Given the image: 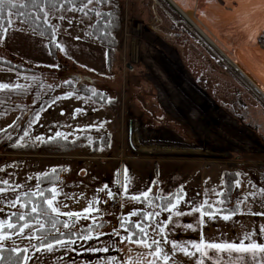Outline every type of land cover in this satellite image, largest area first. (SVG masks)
Returning <instances> with one entry per match:
<instances>
[{
  "label": "rangeland",
  "instance_id": "1",
  "mask_svg": "<svg viewBox=\"0 0 264 264\" xmlns=\"http://www.w3.org/2000/svg\"><path fill=\"white\" fill-rule=\"evenodd\" d=\"M196 1L187 0L182 6L176 0H118L124 19L110 67L104 44L90 32L91 11L85 15L73 8L44 9L47 21L57 29L56 43L64 48L57 49L54 56L46 36L11 17L13 24L0 39V56L25 68L18 71L0 66V83L10 85L0 89V181L8 180L9 187H23L15 194H0V220L21 211L9 201L21 191L36 189L38 176L56 166H62V182L53 185L61 192V210L81 212V206L97 201V188L105 191L123 172L127 189L130 184L138 186L129 183L137 170L158 175L162 170L161 187H167L164 194L177 190L179 182L190 190L189 180L200 188L208 187L215 190L208 198L214 203L219 200L215 193L223 188V171L228 169L239 173L236 180L240 185L235 182L233 191L235 201H243L239 218L264 220V215H254L264 213V98L232 67L231 50L226 45L228 31L255 0H203L209 27L195 17ZM107 6L89 8L96 13ZM255 33L257 45L264 49V17L256 23ZM66 82L101 90L114 104L98 103ZM16 85L25 90L12 92ZM44 103L43 111L34 112ZM36 114L39 120L31 123ZM25 130L30 138L20 140ZM57 132L71 139L85 133L88 138L64 155L9 148L18 141L38 143L36 137ZM14 134L19 137L12 141ZM101 137L106 138V144H99L94 151L92 140ZM144 155L152 160L139 157ZM194 159L197 161H188ZM196 169L199 174L186 179ZM201 171L214 177L211 185L203 183ZM157 183H149L150 194L161 193V188L153 189ZM192 191L196 201L206 194ZM131 195L123 200L125 213L132 211V205L148 204L130 202ZM187 195L185 200L192 202ZM95 208H99L98 202ZM105 210L99 217L109 224L118 225L126 217L111 221L113 217L102 213ZM118 214L117 210L112 215ZM127 217L138 219L130 214ZM262 227L264 224L253 229ZM28 235L26 229L13 239L16 244L29 243ZM176 259L183 263L178 256Z\"/></svg>",
  "mask_w": 264,
  "mask_h": 264
},
{
  "label": "snow or ice",
  "instance_id": "2",
  "mask_svg": "<svg viewBox=\"0 0 264 264\" xmlns=\"http://www.w3.org/2000/svg\"><path fill=\"white\" fill-rule=\"evenodd\" d=\"M33 3H36V0H32ZM69 3L72 0H68ZM82 6L79 9L73 8V11L83 12L85 15H88L89 11H93L94 8H89V5H98V4H107L110 3V0H87L86 3L81 0ZM26 7V4L20 3L19 0H0V38H2L8 31L9 28L5 27V23L8 26L13 24L11 17L16 15L18 17H24V13L20 11L21 8ZM16 11L13 12L12 10ZM87 10V11H86ZM43 11V8L40 9ZM45 22H47V12H45ZM96 15L100 16L101 13L96 10ZM59 19H64V17H59ZM24 22V21H22ZM56 27L53 26L52 34L55 37ZM55 47L60 51H64V48L56 43ZM70 83V82H66ZM9 84L0 83V89H9ZM17 90H25L23 85H16ZM72 93H68V96H71ZM93 96L98 95V93L93 90ZM59 99V97L57 98ZM90 99V98H89ZM55 103V101H53ZM43 111V109H41ZM80 112V109L76 110ZM39 120V114L34 116V119L31 123H35ZM12 127V125H9ZM102 127V125H101ZM25 137L30 138V133L25 130L23 137L20 140H23ZM56 137H61L67 140V136L61 132L56 133ZM37 141H42V137H36ZM17 147L23 146L19 141L15 145ZM53 172L56 169L52 170ZM239 175V173L235 174ZM47 174H45V178ZM0 184L4 185L0 187V194H4L8 191L16 193L17 188H22L21 185H14L9 187V181L3 180L0 181ZM240 185V181L236 180V186ZM46 191L48 195H46ZM215 190H210L214 192ZM264 192V189H261ZM127 192V188H125ZM151 190L144 191L141 195H134L131 197L135 201H145L148 203L150 209L149 211L131 212V216H141L142 219L139 222L133 224L132 229H127V235L121 237L123 243L130 244L126 252L129 253L127 260H124L123 257H120L119 260L117 257L113 256L107 260V264H179L176 259L178 253L183 254V256L193 259L195 264H207V262H212L214 264H223V259L225 256H233L237 254L235 260H229L228 264H240L244 261L245 264H264V242H257L252 238L251 233H245L242 239L232 242H217L215 240H206L201 236L199 242H188V243H178L176 241H170L168 239L167 230L169 224H175L173 217H182V216H197L198 219L196 224L187 223L183 225L185 229L196 232L202 229V226L206 224L207 220L218 219V211H213L214 204L208 199H204L203 203L200 205H193L190 210L184 211L180 208L182 203H190L185 200V194L183 187L177 190L176 193L170 194L169 196L161 197L160 194L153 193L150 196ZM210 193H206L208 195ZM217 196H223V192L215 193ZM107 195L112 197L114 194L108 192ZM254 195V194H252ZM61 196V192L55 186L48 188L47 190L41 189L40 184L37 183L36 189L30 192L21 191L19 194L15 195V198L9 201L11 207L17 209H28V211H17L11 213V216L7 220H0V247H3V241L11 240L15 243L13 239L14 236H22L27 229L29 235L26 237L28 240H38L41 242L40 247L35 245H30V247L35 248L36 252H53L56 247L68 248L70 245L77 243V240L82 241H91L94 237L91 234H80L76 239L71 238L69 235L68 239L54 238V243L49 239V230L46 228V223L51 225V230H54L56 233H60L61 236L64 233L61 232V229L57 227L59 223V217L61 215L67 216L73 219V224H69L67 221L63 222V228L71 229L74 227L75 220L84 218H89V214L92 212H99V209L95 208V201L89 202V205L83 209V212H62L61 203L58 201V197ZM33 198H37L36 202H33ZM67 198V194H65ZM163 199L165 203L160 205L156 203L157 201ZM248 197H245L244 200H247ZM243 201L237 202V207ZM215 204L223 205L225 201L219 199L214 202ZM2 210V209H0ZM161 211L167 212L168 216L165 221H160L158 218L161 214ZM236 215V210H231L230 214L223 215L222 218L225 221L231 220L233 216ZM254 215H264V213H254ZM11 217H15L18 222L22 223H12ZM129 222V218L124 217L123 222L121 223V228H125L126 224ZM18 228V231L16 229ZM13 230L11 233L7 230ZM260 234L264 235V227L260 228ZM39 232V235L36 233ZM119 235V232L116 233ZM157 236L159 238H157ZM247 241V242H246ZM86 251L93 252H104L109 251L108 247L103 248H92L89 247L85 249ZM17 253L18 257L22 256V259L26 262L30 257L27 255L29 247L26 246L23 249H13ZM136 253L133 257L130 253Z\"/></svg>",
  "mask_w": 264,
  "mask_h": 264
},
{
  "label": "crops",
  "instance_id": "3",
  "mask_svg": "<svg viewBox=\"0 0 264 264\" xmlns=\"http://www.w3.org/2000/svg\"><path fill=\"white\" fill-rule=\"evenodd\" d=\"M64 98H66V97L64 96ZM53 136H56V135L55 134L50 135L48 137L43 138V140L52 138ZM23 143H27V142H23ZM142 152H144L145 154H149V152H147V151L142 150ZM61 155H64V154H61ZM76 156H81V155L76 154ZM139 157L146 160V161L152 160V157H149V155H144L142 157L141 156H139ZM188 161L193 163V162H196L197 159L188 160ZM162 172L163 171L161 170L159 175H158L155 171H151V170H143V171L137 170V172H135L133 174L134 175L133 181H130L129 183L135 182V184L138 183V186L136 185L135 187H133V185L130 184V186H132L133 188L132 187L128 188L127 192H125L126 184L124 183V181H125L124 172H123L122 178L118 177L117 182L111 181L105 187L108 188L112 183H118L121 187V190H122L123 200L125 199V201H127L128 199L126 197H127V194H129L130 192L133 193V195H131V196L141 195L144 191H146V186H149V183H151V181H158L157 185H155L153 189L155 190L157 188V191H158L161 188V193L160 192L159 193L156 192V193L160 194L161 197L167 196L171 192H173V190L169 191L167 194H164V189H167V187H165V186L161 187V184L164 183L163 175L161 176ZM191 174H197L198 175L199 174L198 169H196V171L190 172V174H187L186 179L190 178ZM201 174L202 175L205 174V176L203 177V183L207 186L211 185L210 183L214 179V177H212L211 173L209 171H201ZM61 182H62V179L60 178V180H59V182H57V184L61 183ZM188 182H189V185L191 184L193 187L190 190L189 189L186 190V187L183 185H180V182H179L178 186L176 187L177 190L180 189L181 187H183L184 194L185 195L188 194L187 196H189L190 200L192 201L190 203H182L184 205L189 206L187 208L180 206V208L184 211L190 210V208L193 205L198 206V205L202 204L204 199H208L212 195V193H210V189L208 187L207 188H200L196 184L190 183V180ZM214 185H215V182H214ZM223 188H222V190H223ZM150 189L151 188L149 186L148 190H150ZM194 189L198 190L202 194L210 193L211 195L208 194L207 195L208 197H205V195H204L202 200L197 199V201H196V200H194L195 196L192 195L193 194L192 190H194ZM128 190L130 191L129 193H128ZM96 191H97V194L99 195L100 188H97ZM174 191H176V190H174ZM151 195L152 194H150V196ZM96 199H98V198H96ZM219 199H220V196H219ZM129 200H130V202L135 201L132 199H129ZM141 201L143 203H146L143 200H141ZM136 204H138V203H136ZM213 204H214L213 211H216L220 207V205H216L215 203H213ZM88 205H89V203L81 206V208H80L81 212H83V209L85 207H87ZM123 209H124L123 206L118 209L120 219L124 215L128 216L131 212H134V211L139 213L142 210H145V211L155 210V209H150L148 204H146V206H142V207L141 206L138 207V205L137 206L132 205V209H131L132 211L131 212L127 211L125 213V211ZM61 211L62 212H68V211L74 212L73 210H61ZM240 212H241V208H239V210L236 212V215H234L233 218L231 220H228V221H225L222 218V216L226 215V214H230V213L218 212V216L220 218L207 220L206 224L204 226H202V229L198 230L196 232L185 229V227L183 225H185L187 223H192L193 225H195L196 221L198 219L197 216H185L186 218H184V216L173 217L175 224H169L168 225V230H167L168 239L170 241H176L178 243H188V242H193V241L199 242L201 236H203L206 240H215L217 242H232V241L238 242L240 239L243 238L245 233H251L252 238L255 239L257 242H264V235L260 234V231H259L260 229H257V228L253 229L254 226L263 225L264 220L260 221V219H256L253 217H244V218L240 219L239 216L242 217ZM162 213H163V215L159 216L158 219L160 221H165L167 216H168V213L163 212V211H162ZM99 216H101V214L99 212H92L89 214V218H87V219L81 218V219L75 220V224H77V225L74 224V226L77 227L78 225L81 226L82 224H89L92 222H97L100 219H102ZM60 217H63L65 219V221H67L69 218V217L63 216V215H61ZM73 219L74 218H70L71 221L70 222L67 221V222L69 224H73ZM80 226H79V228H80ZM79 228H77V229L75 228V229L78 230ZM117 232H119V235L116 234ZM87 234H91L94 237V239L91 241L77 240V243L70 245L68 248L56 247L53 252H36L35 248L30 247V245H35L36 247H40L41 245L35 244L34 239L28 240L29 243L26 240L23 241V243H21L19 241L18 244L13 243L11 240H7V241L3 242V246L5 245V242H7L6 243L7 245H10L16 249H20V248H24V247L28 246L29 251H28L27 255L30 258L26 262L23 260L22 264H107V260L113 256L117 257L118 260L120 257H123L124 260H127V256L129 255V253H127L126 250L129 247H131V245L127 244V243H123L121 240V237L127 235V229L121 228V223H118V225H112V224L106 223L102 228H98L94 231H90ZM157 238H159V237L157 236ZM62 239H68V238H62ZM73 239H76V237H74ZM52 242L54 243V241H52ZM16 245H20V246L17 248ZM89 247H92V248L108 247L109 251L107 253L86 251L85 249H87ZM130 254L133 257H135V255H136V253H134V252L130 253ZM236 255L237 254H233V256H231V257L225 256L223 259V264H228L229 260H235ZM177 256L183 262L181 264H195L193 259L185 257V256H183V254L178 253ZM207 264H214V260L212 262H207ZM240 264H245V262L242 261V262H240Z\"/></svg>",
  "mask_w": 264,
  "mask_h": 264
},
{
  "label": "trees",
  "instance_id": "4",
  "mask_svg": "<svg viewBox=\"0 0 264 264\" xmlns=\"http://www.w3.org/2000/svg\"><path fill=\"white\" fill-rule=\"evenodd\" d=\"M19 2L26 4V7L20 9V11L23 12L25 15L24 17H18L16 15L14 16L19 20H23L27 25L31 26L38 33L46 36L48 38L49 49L51 50L54 56L57 50V48L55 47L56 41L52 34L51 24L48 21L45 22L44 9H57V8L79 9L82 6L81 0H72L71 3H69L68 0H36V3H33L32 0H20ZM83 2L86 3L87 0H83ZM100 5L103 6L108 5V6L99 11L101 13L100 16H97L94 10L90 12L91 16L93 17L92 25L90 27V32L93 35V37H95L97 40L101 41L104 44L106 49L107 64L110 67V65H112L113 63V58L115 57L114 54L115 47L118 46L121 41L120 36L122 31L124 14L122 12V8L118 0H110V3L100 4ZM41 8H43V11H40ZM12 11L15 12L16 10L13 9ZM80 13L83 14V12ZM5 27H8L6 23H5ZM0 66H4L18 71H22L25 68L22 65L16 64L12 60L6 59L2 56H0ZM68 85L75 86V88L79 93L90 97L92 100L98 103L114 104V101L113 100L109 101L107 99V94L101 90H95V92L98 93V95L93 96L92 95L93 90L82 86L80 83H68ZM11 90L12 92L17 91L16 87H11ZM45 105L46 103L40 105V107L36 108L34 112L40 111V109H42ZM19 134L12 135L11 140L14 141L15 139H18ZM87 138L88 137L85 133L78 135L73 139L67 138V140L61 137L53 136L52 138L44 139L38 143H34V142L21 143L23 146L20 147L15 146L17 143L11 144L9 148L10 149L12 148L14 152L67 154L75 150L79 146H81V144ZM91 144L93 150L97 151V147H99V144H106V138L101 137L99 139H94L92 140ZM53 169H56V171L53 172L52 171ZM53 169L38 176L37 183L40 184L41 189L47 190L48 188H51L54 184H56L59 181L60 172L62 171V166H56ZM45 174H47L46 178H45ZM235 174L237 173L233 170L226 169L223 171L224 188L221 192H223L224 195L220 196V199H223L225 203L223 205H220V207L217 209L219 210L218 212L230 213L231 210H236L237 212L240 208V206L237 207V202L235 201V197L233 195V191L236 187L235 182L237 179V175ZM30 191L32 190H28V192ZM176 192L177 190L171 192L170 194ZM46 195H48L47 191H46ZM36 200L37 198H33L34 203L36 202ZM156 203L163 205L165 201L161 199ZM23 211H28V209H22L21 212ZM10 216L11 214L9 215V218ZM141 219L142 217L139 215L137 220L129 219V222L126 224L125 228L132 229L133 224L135 222H139ZM64 221L65 219L63 217H59V223H57V227L61 229L62 233H64L63 236H61L60 233H56L54 230H51V225L46 223V228L49 230L50 241H54V238H69V235L71 236V238H74L82 233L87 234L90 231H94L98 228H102L106 223H108L106 218H102L97 222L82 224L78 230H73V228L71 229L63 228ZM11 222L17 224L22 223V222H18L15 217H11ZM122 222L123 220L121 221V223ZM16 230H18V228ZM7 231H13V230L8 229ZM39 234H40L39 232L36 233V235ZM35 244L41 245V242L35 240ZM13 249L14 247L10 245H4L3 247H0V264H22L23 261L22 256L18 257L17 253L14 252Z\"/></svg>",
  "mask_w": 264,
  "mask_h": 264
},
{
  "label": "bare ground",
  "instance_id": "5",
  "mask_svg": "<svg viewBox=\"0 0 264 264\" xmlns=\"http://www.w3.org/2000/svg\"><path fill=\"white\" fill-rule=\"evenodd\" d=\"M176 1L182 6L187 2ZM202 1H196L195 17L209 27L210 23L204 17L206 11ZM263 17L264 0H255L242 18L228 31L226 45L231 50L232 67L264 98V49L257 45L255 36L256 23Z\"/></svg>",
  "mask_w": 264,
  "mask_h": 264
},
{
  "label": "built area",
  "instance_id": "6",
  "mask_svg": "<svg viewBox=\"0 0 264 264\" xmlns=\"http://www.w3.org/2000/svg\"><path fill=\"white\" fill-rule=\"evenodd\" d=\"M108 192H112L114 195L109 197ZM108 192L102 193L99 197V208L106 209L105 211H110L109 209H115L121 205V188L118 185L113 186ZM108 209V210H107Z\"/></svg>",
  "mask_w": 264,
  "mask_h": 264
}]
</instances>
